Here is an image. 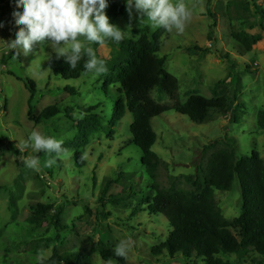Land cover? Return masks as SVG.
Listing matches in <instances>:
<instances>
[{
    "label": "rangeland",
    "instance_id": "1",
    "mask_svg": "<svg viewBox=\"0 0 264 264\" xmlns=\"http://www.w3.org/2000/svg\"><path fill=\"white\" fill-rule=\"evenodd\" d=\"M185 3L193 9L192 20L184 33L164 34L156 55L165 59L164 69L177 80L178 91L175 100L157 88L150 93L154 102L169 109L151 120L156 134L152 151L158 157L154 179L131 142L130 113L112 134L99 129L85 138L78 131L77 123L90 115L85 112L88 108L96 107L91 113L103 120V126L111 118L109 102L100 93L102 74L68 81L55 77L47 71L48 58L54 54L48 45L41 50L37 45L17 60L12 59V52L0 55V264H39V250L46 259L56 251L58 255L82 254L91 264H107L99 250H114L122 239L132 241L126 264H203L195 256L151 253L165 242L171 227L165 216L149 210L147 202L154 196L153 185L161 190H194L198 168L206 169L218 151H235L237 157L256 152L264 161V124H259V115L264 114V0ZM14 11H22L16 0H0V53L5 41L15 39L18 31ZM139 21L133 9L131 17L125 11L111 23L133 41L139 39L140 30H159H153L146 18ZM239 33L252 40L249 50L232 36ZM91 46L105 62L118 55V45L112 41ZM28 79L37 91L34 116L56 107L59 113L53 118L38 124L27 119L30 94L24 83ZM218 82L235 99L227 113L210 111L207 120L197 124L173 110L176 102L184 104L192 95L210 99ZM115 89L111 86V95ZM32 130L63 140L67 155L53 154L56 163L45 167L43 152L22 154L16 145ZM27 155L40 158L39 170L24 166ZM212 198L228 222L239 216L241 195L236 180L229 191L214 190ZM37 204L51 205L50 215L60 209V223L66 228L56 230L50 216L40 226L32 223V206ZM230 230L238 235L237 230ZM220 257L232 264H264V257L254 251Z\"/></svg>",
    "mask_w": 264,
    "mask_h": 264
},
{
    "label": "trees",
    "instance_id": "2",
    "mask_svg": "<svg viewBox=\"0 0 264 264\" xmlns=\"http://www.w3.org/2000/svg\"><path fill=\"white\" fill-rule=\"evenodd\" d=\"M106 14L110 21L122 16L125 11V0H108ZM14 3H12L13 5ZM163 28L154 33L148 29L138 31L139 39L133 41L124 38L117 44L118 55L112 61H106L107 73L100 93L109 102L111 118L107 127L103 120L92 114L96 107L86 109L90 115L77 123L79 133L83 137L103 129L112 134L113 128L126 113L132 115L129 125L131 142L140 150V163L147 170L151 179L158 165V157L152 151L156 142V134L151 127V120L169 109L154 102L150 93L157 88L161 93L175 100L178 91L177 80L164 69V58H158L160 39L166 34ZM234 39L249 50L252 40L242 33L233 34ZM111 41H106L109 44ZM99 44H94L97 47ZM86 54L72 70L63 58L57 59L55 54L47 61L51 73L62 80H77L84 74ZM111 86L115 94L111 95ZM24 87L28 90L27 119L38 124L53 118L59 113L56 107L44 109L40 115L34 116L36 86L32 80H26ZM70 93L72 89L64 88ZM223 82H218L210 99L199 95L190 96L184 104L176 102L174 111L186 116L193 123H203L210 111L227 113L235 103ZM104 115H106L104 113ZM102 119H104L102 117ZM260 127L264 124V114L259 115ZM201 172V176L199 174ZM195 189L192 191L161 190L153 185L154 196L148 201V208L154 214L163 215L169 222L171 232L165 242L151 249L153 255L163 251L169 256L181 255L186 259L195 256L203 264H232L224 261L220 254H244L254 251L264 257V161L258 153L252 152L249 157H237L235 151L225 150L214 153L208 160L207 168H198L194 177ZM202 180V182H201ZM236 180L241 195L239 216L228 222L213 201V191H229ZM51 205L37 204L32 206L30 221L40 226L47 216L52 218L53 226L60 231L66 227L60 223L61 210L52 215ZM230 229L238 231L235 236ZM103 261L112 259L116 264H126L125 259L116 257L113 249L99 250ZM45 264H91L89 258L82 254L72 253L58 255L56 251L45 260Z\"/></svg>",
    "mask_w": 264,
    "mask_h": 264
},
{
    "label": "clouds",
    "instance_id": "3",
    "mask_svg": "<svg viewBox=\"0 0 264 264\" xmlns=\"http://www.w3.org/2000/svg\"><path fill=\"white\" fill-rule=\"evenodd\" d=\"M16 7L22 9L12 13L18 31L15 39L5 41L3 52L0 53L7 55L12 52V59L17 60L21 54L28 56L37 45L40 50L48 45L56 58H63L72 70L77 67L82 55L86 54L84 74H106V62L97 57L91 45L102 46L106 41L119 44L125 38V31L111 23L106 14L108 0H16ZM125 7L130 17L135 9L140 15L139 22L146 18L153 30L163 28L169 33H184L193 17V9L185 0H178L177 3L172 0H125ZM0 27L3 25L0 24ZM63 143V140L54 136L32 130L27 139L19 141L16 147L22 154L26 150L43 152L47 157L44 166L51 167L56 163L53 154L56 157L67 155ZM23 163L30 170H39L41 161L37 155H27L23 157ZM131 248L132 241L122 239L115 246L114 254L127 259ZM46 258L44 251L39 250V264H45ZM107 264L114 262L109 259Z\"/></svg>",
    "mask_w": 264,
    "mask_h": 264
}]
</instances>
